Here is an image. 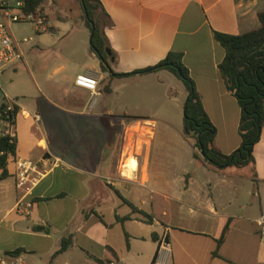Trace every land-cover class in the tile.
Here are the masks:
<instances>
[{"label": "crops", "instance_id": "0c3cea01", "mask_svg": "<svg viewBox=\"0 0 264 264\" xmlns=\"http://www.w3.org/2000/svg\"><path fill=\"white\" fill-rule=\"evenodd\" d=\"M100 3L104 13L100 12L98 19L114 57L109 60L114 75L153 67L169 52L181 53L216 129L215 147L225 155L237 150L241 110L221 77L219 64L225 50L214 34L238 35L259 29L258 14L264 11V0ZM56 29L52 27L50 32L57 35ZM73 36L69 30L67 41ZM48 49L50 56L55 53ZM90 54V62L56 63L52 74L40 84L50 86V78H59L49 87L51 93L38 86L41 99L34 108L12 99L17 113L13 127L16 152L7 166L8 176L0 180V257L4 264H264V235L257 222L264 211V126L254 146V164L242 168L218 171L196 159L193 142L182 132L183 139L168 140L157 149L154 122L126 118L117 125L108 118L109 105L99 106L105 87L109 86L111 93L110 83L119 80L124 81L123 87L131 86L128 98L140 92L148 94L144 86L151 85V101L167 100L171 91L165 80L171 73L158 70L116 77L103 71L99 58ZM15 64L2 76L8 68L16 70ZM79 75H93L98 81L95 95L75 85ZM79 119L90 121L81 128L86 135L82 142L63 135V129L71 132ZM137 124L151 135L140 154L133 155L138 166L128 178L121 172L128 159L123 158L124 141ZM181 150L185 158L178 156ZM17 160L33 161L40 173L27 192L16 186ZM185 164L206 168L202 184L208 192L197 196L196 208L184 200L197 195L192 191L189 196L195 183L192 175L186 172L178 178L166 173ZM124 199L141 212H132ZM127 216L130 219L124 222L117 220ZM227 224L225 240L217 248ZM68 237L71 246L53 256ZM163 241L164 248L160 245ZM108 247L116 262L108 255ZM215 250L217 257L212 256ZM15 251L21 252L10 255Z\"/></svg>", "mask_w": 264, "mask_h": 264}, {"label": "rangeland", "instance_id": "374dc122", "mask_svg": "<svg viewBox=\"0 0 264 264\" xmlns=\"http://www.w3.org/2000/svg\"><path fill=\"white\" fill-rule=\"evenodd\" d=\"M40 8L48 16L50 28H57V35L51 32H36L35 23L31 20L12 23L10 31L13 38L19 44L24 60L15 64L16 70H12L13 67L8 68L6 73L0 77L3 92L11 99L18 100L32 108L35 107L36 101H40L41 99L38 86L42 87L43 90H49L54 80L59 78L57 76L50 78L48 80L50 81V86L46 84L47 87L45 84H40L41 81L46 80L52 74L53 66L56 63L59 61L72 64L75 62H90L89 57L91 55V33L85 26L84 13L78 0H76V3H73L71 0H44ZM69 30L74 36L70 41H67V32ZM24 39L27 41L24 42ZM48 48L53 49L55 53L50 56L51 50ZM168 75L169 78L165 80V87L171 93H169L167 100L163 98L159 101H151L148 98V94H153L151 92V85L144 86L148 94L140 92L138 95L128 98L126 97L127 90L131 86L123 87L124 81L119 80L110 83L112 92L103 93L99 107L109 105L108 118L112 123L116 122L117 125L126 118L154 122L156 134L154 141L155 148L157 149L161 145H164L162 143L168 142V140L175 142L177 139H183L181 132L184 118V104L188 97V92L180 79L172 73ZM3 92L0 91V106L5 103ZM31 96H35L36 98L32 99ZM134 106H137V108H133ZM130 123L127 122L126 124ZM88 124H90V121L79 119L72 124L71 129H69L71 132L65 133L67 129L64 128L63 135L73 138L76 142L85 141L86 135L81 132V128ZM121 132L123 133V126ZM132 132V134L126 137V141H124L126 148L123 158L128 157L126 161L131 157L133 158V155L140 154L142 146L146 145L151 135L150 130L140 128L138 124L132 129ZM167 147H170V145H167ZM168 151L171 152L170 149ZM178 156L186 157L182 155V150L178 153ZM205 169V167H198L196 164H185L183 167L175 166L173 170H166V173L175 174L178 178L182 173L185 174L187 172L195 179L189 196L192 195V191L196 192L197 195L192 198L187 196L184 198L194 208L198 206L195 199L200 194L202 195L203 192H208V188L202 184L203 171ZM158 201L161 203V198H158ZM120 214L122 216L121 212Z\"/></svg>", "mask_w": 264, "mask_h": 264}, {"label": "trees", "instance_id": "16d2710c", "mask_svg": "<svg viewBox=\"0 0 264 264\" xmlns=\"http://www.w3.org/2000/svg\"><path fill=\"white\" fill-rule=\"evenodd\" d=\"M43 2L44 0H25L26 9L33 11L41 7ZM79 2L84 13L85 26L91 33L90 51L99 58L102 70L110 71L113 76L109 60L114 57L108 49L98 19L99 13H104L100 0H79ZM258 18L261 23L259 29L238 35L218 32L214 34L215 40L225 50V57L219 64L221 77L226 89L236 97L241 110L238 125L241 143L239 148L229 155L221 153L214 145L216 129L204 111L194 81L183 64L181 53L169 52L165 59L153 67L133 73L114 75L127 77L134 74L167 70L180 79L188 92L184 107L182 135L185 139L193 142L194 157L202 159L208 166L218 171L231 166L242 168L253 165L255 162L254 146L259 142L264 126V11L258 14ZM104 91L109 93V86H106ZM3 110L4 104L0 106V118ZM16 145L15 137L0 134V170H2L0 180L8 176L7 166L15 158ZM115 192L122 198L117 190ZM124 202L130 205L132 212H141L127 200L124 199ZM141 214L146 213L142 212ZM146 216L150 218V215L146 214ZM128 219L130 216L117 217V220L121 222ZM36 230H42V228L37 227ZM228 230L229 224L224 227L221 236L217 239V248L224 242ZM128 239L129 237L126 235V241ZM71 244V237L62 239L60 249L53 256L66 251ZM20 252L15 251L10 255L17 256ZM107 253L113 261H117L111 248H107ZM212 256L217 257V250L213 252ZM152 262H155V257Z\"/></svg>", "mask_w": 264, "mask_h": 264}, {"label": "built area", "instance_id": "2783aa9c", "mask_svg": "<svg viewBox=\"0 0 264 264\" xmlns=\"http://www.w3.org/2000/svg\"><path fill=\"white\" fill-rule=\"evenodd\" d=\"M31 20L35 23V31L38 33L50 32L49 18L40 7L33 11L26 9L25 0H0V77L4 70L20 61H23V53L18 42L13 38L10 25L15 22ZM27 41L24 39V42ZM75 85L88 90L92 95L97 93L98 81L90 75H79L76 77ZM0 91L3 92L0 84ZM4 110L0 118V134L14 137L13 127L16 119L15 102L4 94ZM40 176L37 165L31 160H17L15 162L16 186L26 192L35 184ZM30 207V204H26ZM18 210L20 205L16 207ZM261 233L264 235V211L258 219ZM161 247H166L163 241ZM0 264H4L0 257ZM17 264H21L18 262Z\"/></svg>", "mask_w": 264, "mask_h": 264}, {"label": "bare ground", "instance_id": "6f19581e", "mask_svg": "<svg viewBox=\"0 0 264 264\" xmlns=\"http://www.w3.org/2000/svg\"><path fill=\"white\" fill-rule=\"evenodd\" d=\"M137 166H138V164H137L136 159L131 157L128 161H126L121 166V172H122L123 176H126L128 178H132L134 171H136V169H137Z\"/></svg>", "mask_w": 264, "mask_h": 264}, {"label": "water", "instance_id": "95a60500", "mask_svg": "<svg viewBox=\"0 0 264 264\" xmlns=\"http://www.w3.org/2000/svg\"><path fill=\"white\" fill-rule=\"evenodd\" d=\"M92 25V27H93V24H91ZM188 98V97H187Z\"/></svg>", "mask_w": 264, "mask_h": 264}]
</instances>
